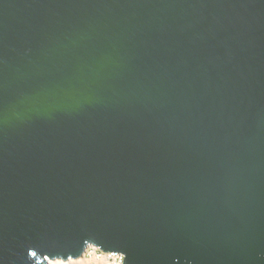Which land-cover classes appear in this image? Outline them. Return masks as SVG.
<instances>
[{"label":"water","instance_id":"water-1","mask_svg":"<svg viewBox=\"0 0 264 264\" xmlns=\"http://www.w3.org/2000/svg\"><path fill=\"white\" fill-rule=\"evenodd\" d=\"M90 245L264 264V0H0V264Z\"/></svg>","mask_w":264,"mask_h":264},{"label":"clouds","instance_id":"clouds-1","mask_svg":"<svg viewBox=\"0 0 264 264\" xmlns=\"http://www.w3.org/2000/svg\"><path fill=\"white\" fill-rule=\"evenodd\" d=\"M96 248V250H95V254H96V256H97V258L99 259H101V260H103V257H105L106 255L105 254H108L109 255V257H108V263L107 264H115V263H113L112 261H111V258H110V255L111 254H113L112 252H104V251H102L100 248H98V247H96V246H93V245H90L88 248H87V250H86V252L84 253V255L83 256H85L86 254H88L89 256H92L93 255V252H94V249ZM116 254H119L120 256H121V258H122V262L120 263V264H123V261H124V255L122 254V253H120V252H115ZM82 257V256H81ZM80 258V257H79ZM70 259H72V258H70ZM75 259H77V258H75ZM55 260H59V259H55ZM60 260H63V259H60ZM69 260V259H68ZM68 260H63V261H68Z\"/></svg>","mask_w":264,"mask_h":264},{"label":"bare ground","instance_id":"bare-ground-1","mask_svg":"<svg viewBox=\"0 0 264 264\" xmlns=\"http://www.w3.org/2000/svg\"><path fill=\"white\" fill-rule=\"evenodd\" d=\"M95 250L96 248L94 249V252H93V255L91 256L93 259L95 260H99L95 254ZM106 256L103 257V260L105 262H109L108 261V257L109 255L108 254H105ZM102 262V261H100ZM73 263H78V264H87L88 263V258H86L85 256H82L80 258H77V259H69L68 261H63V260H49V263L48 264H73Z\"/></svg>","mask_w":264,"mask_h":264},{"label":"rangeland","instance_id":"rangeland-1","mask_svg":"<svg viewBox=\"0 0 264 264\" xmlns=\"http://www.w3.org/2000/svg\"><path fill=\"white\" fill-rule=\"evenodd\" d=\"M85 257L88 258L87 264H107L104 260H101L100 258H99V260H95L91 256H89L88 254H86ZM100 261H102V262H100ZM73 264H78V263H73Z\"/></svg>","mask_w":264,"mask_h":264},{"label":"built area","instance_id":"built-area-1","mask_svg":"<svg viewBox=\"0 0 264 264\" xmlns=\"http://www.w3.org/2000/svg\"><path fill=\"white\" fill-rule=\"evenodd\" d=\"M111 261L115 264H120L122 262V258L119 254L113 253L110 255Z\"/></svg>","mask_w":264,"mask_h":264},{"label":"snow or ice","instance_id":"snow-or-ice-1","mask_svg":"<svg viewBox=\"0 0 264 264\" xmlns=\"http://www.w3.org/2000/svg\"><path fill=\"white\" fill-rule=\"evenodd\" d=\"M30 255H33V256H35V255H36V253H35V252H32V253H30Z\"/></svg>","mask_w":264,"mask_h":264}]
</instances>
